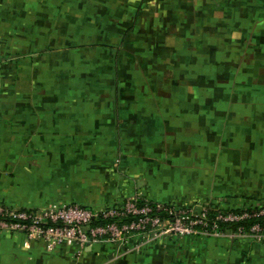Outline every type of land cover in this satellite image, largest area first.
Instances as JSON below:
<instances>
[{
    "label": "crops",
    "instance_id": "crops-1",
    "mask_svg": "<svg viewBox=\"0 0 264 264\" xmlns=\"http://www.w3.org/2000/svg\"><path fill=\"white\" fill-rule=\"evenodd\" d=\"M141 7L0 0L1 204L98 213L135 196L264 207V61L207 49L200 34L177 46V18ZM158 21L164 30L150 26ZM0 264H264V240L163 235L81 248L0 230Z\"/></svg>",
    "mask_w": 264,
    "mask_h": 264
},
{
    "label": "built area",
    "instance_id": "built-area-1",
    "mask_svg": "<svg viewBox=\"0 0 264 264\" xmlns=\"http://www.w3.org/2000/svg\"><path fill=\"white\" fill-rule=\"evenodd\" d=\"M262 214L263 205L236 211L214 209L208 204H162L135 196L98 213L77 204L15 208L0 203V230L20 232L27 240L50 246L74 244L81 248L93 241L123 244L136 237L163 235L218 237L229 233L264 240V223L245 222ZM97 219L104 221L97 222Z\"/></svg>",
    "mask_w": 264,
    "mask_h": 264
},
{
    "label": "rangeland",
    "instance_id": "rangeland-1",
    "mask_svg": "<svg viewBox=\"0 0 264 264\" xmlns=\"http://www.w3.org/2000/svg\"><path fill=\"white\" fill-rule=\"evenodd\" d=\"M123 1H127L129 4L135 2L143 5L141 10L148 16L151 14L160 15L161 12L164 15L176 17L177 46L190 34H194L197 38V34H200L197 42L200 44L207 43L204 45L207 49L224 47L236 50L238 48L240 50L246 49V51L255 50L256 54L251 58L262 63L264 61V0ZM150 26L164 30L165 24L158 21ZM218 31L220 32L219 36L215 34L211 36ZM204 33L207 34L204 35ZM210 42L212 44H209ZM209 58L214 60L215 57ZM219 208L222 207L214 209ZM254 240L259 241L258 239Z\"/></svg>",
    "mask_w": 264,
    "mask_h": 264
},
{
    "label": "trees",
    "instance_id": "trees-1",
    "mask_svg": "<svg viewBox=\"0 0 264 264\" xmlns=\"http://www.w3.org/2000/svg\"><path fill=\"white\" fill-rule=\"evenodd\" d=\"M236 211H240V210H236ZM102 221H104V220H102V219L98 220L97 219V222H102ZM254 221H258V222L263 224L264 223V214L258 215V216H252V217L245 220L246 223L254 222ZM223 224H227V223H223Z\"/></svg>",
    "mask_w": 264,
    "mask_h": 264
}]
</instances>
